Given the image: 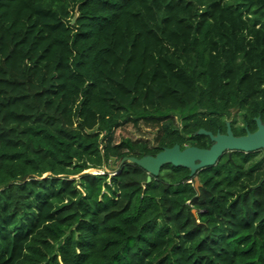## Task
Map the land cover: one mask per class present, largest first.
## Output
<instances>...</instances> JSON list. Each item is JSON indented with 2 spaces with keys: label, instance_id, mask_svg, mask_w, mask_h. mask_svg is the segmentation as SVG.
<instances>
[{
  "label": "trees",
  "instance_id": "1",
  "mask_svg": "<svg viewBox=\"0 0 264 264\" xmlns=\"http://www.w3.org/2000/svg\"><path fill=\"white\" fill-rule=\"evenodd\" d=\"M232 113L264 122V0H0V264H264L262 152L89 172Z\"/></svg>",
  "mask_w": 264,
  "mask_h": 264
},
{
  "label": "water",
  "instance_id": "2",
  "mask_svg": "<svg viewBox=\"0 0 264 264\" xmlns=\"http://www.w3.org/2000/svg\"><path fill=\"white\" fill-rule=\"evenodd\" d=\"M76 15L71 20L74 22ZM198 135H206L212 142L208 148L185 147L181 149L179 145H174L171 148H164L156 155H147L142 158L124 157L122 161H128L142 167L147 173V181H150L151 176L155 177L159 174L160 169L165 165L174 167H183L189 170L190 176L194 180V188L198 190L199 180L197 172L207 167L214 166L226 152H242L251 153L263 150L264 151V122L256 119V130L247 132L243 136L236 137L232 134L229 123H227L226 134L213 135L211 132L200 129ZM193 214L196 212L193 210Z\"/></svg>",
  "mask_w": 264,
  "mask_h": 264
},
{
  "label": "rangeland",
  "instance_id": "3",
  "mask_svg": "<svg viewBox=\"0 0 264 264\" xmlns=\"http://www.w3.org/2000/svg\"><path fill=\"white\" fill-rule=\"evenodd\" d=\"M234 118H236L235 123L237 124V126L242 125L240 113H232L227 121L231 122ZM158 134L159 131L150 125H144L141 123L135 127L131 123L123 124L114 132V143H118L121 141V139L124 138H130L133 141H145L149 145H154ZM121 163L122 159L119 161L112 159L108 163H105L101 169L89 170V172H92L94 174L102 173V170L106 172H113L121 165Z\"/></svg>",
  "mask_w": 264,
  "mask_h": 264
},
{
  "label": "flooded vegetation",
  "instance_id": "4",
  "mask_svg": "<svg viewBox=\"0 0 264 264\" xmlns=\"http://www.w3.org/2000/svg\"><path fill=\"white\" fill-rule=\"evenodd\" d=\"M227 123H229V122H226V130H227ZM240 126H243V124L242 125H240ZM229 127H230V130H231V125H230V123H229ZM237 127H239V126H237V124L236 123H233V125H232V128H233V130H234V132H237ZM226 130L224 131V132H220V130L218 129L217 130V132H216V134H222V135H224V134H226ZM232 132V131H231ZM247 132H249V131H246L245 132V134L247 133ZM252 133V132H251ZM215 134V135H216ZM232 134L234 135V136H236V137H239V136H243V135H245V134H243V135H235L233 132H232ZM211 144H212V142H211ZM211 144H210V146H211ZM209 146V147H210ZM260 152H262V156H264V151L263 150H260ZM233 152H226V153H224V154H227V156H228V158H231V154H232ZM223 154V155H224Z\"/></svg>",
  "mask_w": 264,
  "mask_h": 264
}]
</instances>
